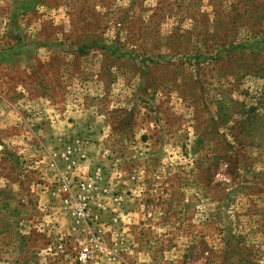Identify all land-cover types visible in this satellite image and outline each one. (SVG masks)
Returning a JSON list of instances; mask_svg holds the SVG:
<instances>
[{
  "label": "rangeland",
  "instance_id": "obj_1",
  "mask_svg": "<svg viewBox=\"0 0 264 264\" xmlns=\"http://www.w3.org/2000/svg\"><path fill=\"white\" fill-rule=\"evenodd\" d=\"M0 264H264V0H0Z\"/></svg>",
  "mask_w": 264,
  "mask_h": 264
},
{
  "label": "built area",
  "instance_id": "obj_2",
  "mask_svg": "<svg viewBox=\"0 0 264 264\" xmlns=\"http://www.w3.org/2000/svg\"><path fill=\"white\" fill-rule=\"evenodd\" d=\"M89 257L88 248H84V250L81 252L80 259L86 260Z\"/></svg>",
  "mask_w": 264,
  "mask_h": 264
}]
</instances>
